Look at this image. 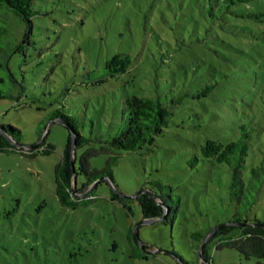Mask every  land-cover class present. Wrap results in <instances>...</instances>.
I'll return each instance as SVG.
<instances>
[{
  "label": "rangeland",
  "instance_id": "1",
  "mask_svg": "<svg viewBox=\"0 0 264 264\" xmlns=\"http://www.w3.org/2000/svg\"><path fill=\"white\" fill-rule=\"evenodd\" d=\"M35 7L32 43L10 60L24 94L0 99V124L18 127L23 147L0 151V264H202L192 232L213 228L235 209L232 171L203 156L206 138L227 141L246 131L244 177L253 166L264 172V22L246 15L264 11V0H35ZM25 28L9 11L14 44ZM116 54L131 64L98 82ZM129 94L157 97L174 113L152 144L116 150L114 184L131 196L143 188L179 196L167 221L142 222L136 198L128 213L110 198L109 181L74 207L56 193L55 166L70 129L51 112L72 115L98 147L121 126ZM85 148L76 149L77 167ZM107 158L90 160L103 168ZM84 179L79 174L77 185ZM252 212L264 219V179ZM208 254L210 264H257L214 241Z\"/></svg>",
  "mask_w": 264,
  "mask_h": 264
},
{
  "label": "trees",
  "instance_id": "2",
  "mask_svg": "<svg viewBox=\"0 0 264 264\" xmlns=\"http://www.w3.org/2000/svg\"><path fill=\"white\" fill-rule=\"evenodd\" d=\"M249 0H232L233 3ZM9 11H14L26 24L22 40L14 44L7 34V21ZM39 10L35 7V0H0V99L14 97L17 101L24 94L25 86L16 77L10 66V60L15 52L24 53L25 44L32 43V18ZM248 17L264 22V11L254 10L246 14ZM131 64L128 55L116 54L105 65L104 73L98 82L105 77L115 76L124 72ZM19 90L14 95L13 88ZM174 111L170 105L151 95H127L122 108V124L117 132L109 139H98L100 146L90 145L91 138L81 134L76 119L62 108L54 109L49 115L51 119H58L70 129V136L62 152L61 159L55 166L56 193L61 204L74 207L80 202L94 199L92 191L102 181L113 182L110 198L118 200L127 210L132 212L130 201L136 198L143 218H155L167 221L177 210L179 196L172 192L164 193L153 189H142L138 196L122 195L114 184L111 165L117 157L116 150L133 151L150 145L155 141L163 127L168 125ZM72 133L75 134V155L78 147L85 146L79 158V165L73 169ZM22 137L21 130L11 124H0V151L20 150ZM248 133L242 131L237 139L222 141L207 137L201 147L204 157L220 163H227L232 171L231 197L235 201V209L231 216L223 222L216 224L209 230H195L192 237L198 240V252L202 264H210L208 244L215 242L217 248L224 246L238 249L246 257H256L257 264H264V219L253 213V206L261 194V184L264 172H259L260 166H253L248 179H245L243 167L245 156L248 153ZM40 144L29 149L30 155H35ZM54 148L49 144L42 153H49ZM102 153L108 154L106 165L103 168L92 166L91 158ZM84 176V181L77 185V176ZM75 182V183H74ZM161 188L160 180L153 181ZM169 187V186H168ZM171 189V187H170ZM83 193V195H81ZM172 200L173 204L169 201ZM132 238L137 240L135 230ZM181 257V256H180ZM181 260L186 263L184 259Z\"/></svg>",
  "mask_w": 264,
  "mask_h": 264
},
{
  "label": "water",
  "instance_id": "3",
  "mask_svg": "<svg viewBox=\"0 0 264 264\" xmlns=\"http://www.w3.org/2000/svg\"><path fill=\"white\" fill-rule=\"evenodd\" d=\"M72 137H73V140H72V157H71V163H72V167L73 169L75 168V163H76V155H75V143H74V138H75V134L72 133ZM29 147H32V145H29ZM109 182H111L110 179H108ZM75 183V182H74ZM111 184L113 185V182H111ZM116 188V187H115ZM120 194L122 195H127L119 190H117ZM141 192V190L139 192H137L135 195L133 196H138L139 193ZM83 194V193H82ZM127 196H131V195H127ZM154 220H156L155 218H143L142 222H145V223H152ZM135 232L136 234L137 233V226H136V229H135Z\"/></svg>",
  "mask_w": 264,
  "mask_h": 264
}]
</instances>
